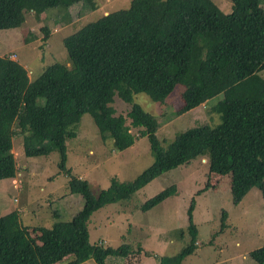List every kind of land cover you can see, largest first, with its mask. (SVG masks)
<instances>
[{
    "label": "trees",
    "instance_id": "1",
    "mask_svg": "<svg viewBox=\"0 0 264 264\" xmlns=\"http://www.w3.org/2000/svg\"><path fill=\"white\" fill-rule=\"evenodd\" d=\"M228 1L231 11L223 13L212 0H130L127 9L102 15L65 37L66 63L47 65L33 81L17 61L0 57V181L16 175L12 139L17 128L30 133L23 142L25 157L53 151L60 155L59 168L70 178L69 193L83 201L70 221L36 227V239L16 212L1 216L0 264H58L67 258L73 259L65 264H104L108 257H127L128 246L112 249L89 242L92 214L129 200L155 178L204 156L210 174L229 176L233 205L252 188L264 199V79L259 76L264 70L263 0ZM96 8V0H0V31L20 28L27 13L39 17L61 10L70 14L64 18L70 22L75 11L86 14ZM176 87L183 102L176 116L219 96L208 106L218 123L190 128L163 148L156 137L158 121L135 97L142 94L162 104ZM115 97L127 105L126 115L116 114ZM85 114L114 150L130 148L135 141L131 130L136 129L148 140L153 157L133 181L113 179L96 197L86 181L65 167L66 141L76 137ZM175 195V186H170L147 200L141 211ZM194 206L192 200L186 212L191 238L178 264L196 249ZM249 257L264 264V246Z\"/></svg>",
    "mask_w": 264,
    "mask_h": 264
},
{
    "label": "rangeland",
    "instance_id": "2",
    "mask_svg": "<svg viewBox=\"0 0 264 264\" xmlns=\"http://www.w3.org/2000/svg\"><path fill=\"white\" fill-rule=\"evenodd\" d=\"M212 1L223 13L231 11L228 0ZM129 2L96 0L95 11L86 14L75 11L70 22L64 20L70 14L61 10H50L39 17L27 13L20 28L0 31V57L17 61L33 81L47 65L66 63L62 43L65 37L105 13L127 9ZM260 4L264 9V0ZM259 76L264 79V70ZM217 98L180 116L175 115L183 103L179 87L162 104L142 94L135 101L156 118L157 140L161 147L167 148L179 133L200 125L217 124V115L208 107L215 105ZM112 107L117 115H126L128 111L127 105L117 97ZM76 131V137L65 144V167L73 177L86 181L95 197L113 179L131 182L153 162L148 140L140 137L136 129L131 130L135 136L133 145L121 152L113 149L111 140L100 139L88 114L82 116ZM14 132L12 153L16 175L0 181V217L16 212L22 226L36 239V227L49 228L56 222L70 221L83 201L79 195L69 193L70 178L59 168L60 155L53 151L45 157L27 158L23 142L30 133L17 128ZM207 161V156L192 160L155 178L129 200L104 206L93 213L87 225L91 244L102 242L104 247L112 249L129 247L127 257H108L104 264H156V258L164 264H178L180 253L191 238L186 212L192 200L196 249L179 264H257L249 253L264 246L263 196L257 188H252L238 205H233L229 176L210 174ZM170 186L176 188L174 197L147 212L141 211L147 200ZM222 211L226 213L225 218ZM222 218L225 228L220 232ZM82 264L95 263L88 260Z\"/></svg>",
    "mask_w": 264,
    "mask_h": 264
},
{
    "label": "clouds",
    "instance_id": "3",
    "mask_svg": "<svg viewBox=\"0 0 264 264\" xmlns=\"http://www.w3.org/2000/svg\"><path fill=\"white\" fill-rule=\"evenodd\" d=\"M107 13H105L104 15H106ZM6 180H8V179H6Z\"/></svg>",
    "mask_w": 264,
    "mask_h": 264
}]
</instances>
